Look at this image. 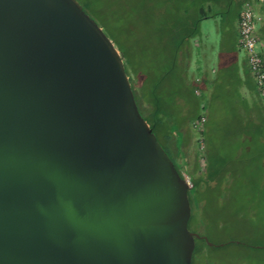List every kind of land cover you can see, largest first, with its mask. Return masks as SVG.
<instances>
[{"label": "water", "instance_id": "water-1", "mask_svg": "<svg viewBox=\"0 0 264 264\" xmlns=\"http://www.w3.org/2000/svg\"><path fill=\"white\" fill-rule=\"evenodd\" d=\"M190 187L79 0H0V264H192Z\"/></svg>", "mask_w": 264, "mask_h": 264}, {"label": "rangeland", "instance_id": "rangeland-1", "mask_svg": "<svg viewBox=\"0 0 264 264\" xmlns=\"http://www.w3.org/2000/svg\"><path fill=\"white\" fill-rule=\"evenodd\" d=\"M79 1L109 36L112 31L128 30L122 42L126 49L130 48L137 72L136 87L140 85L138 78L151 83L165 65L176 66L173 42L177 44L182 38L184 42L192 15L197 13L187 14L188 22L183 25L187 4L181 0ZM203 27L213 29L211 19L204 21ZM204 108L209 114L205 136L209 139L210 153L204 163L206 182L201 200L191 204L189 227L214 244L196 237L192 264H264L263 167L258 158L253 160L251 152H239L242 124L224 117L215 104L212 110L207 103Z\"/></svg>", "mask_w": 264, "mask_h": 264}, {"label": "crops", "instance_id": "crops-1", "mask_svg": "<svg viewBox=\"0 0 264 264\" xmlns=\"http://www.w3.org/2000/svg\"><path fill=\"white\" fill-rule=\"evenodd\" d=\"M181 2L187 4L185 20L181 24L188 22L187 14L197 13L192 15L191 27L185 34L184 42L183 38L177 44L173 42L176 66L165 65L151 83L143 78L139 82L141 101L150 117L154 111L156 130L164 141L162 144L179 164L193 163L196 177L201 175L195 166L199 158L205 176L206 168L201 163L195 123L203 114L207 115L208 122L209 114L204 111V106L210 104L212 110L215 104L224 117L242 124L239 152H251V156L255 157L253 160L258 158L264 171V128L260 119V115L264 116V103L248 57L239 45V16L233 17L227 12L228 7L237 4L238 0ZM257 13L260 22L263 14L258 9ZM210 19L214 25L211 30L203 27V22ZM260 43L263 49L264 44ZM208 147L206 135L207 158L210 153Z\"/></svg>", "mask_w": 264, "mask_h": 264}, {"label": "built area", "instance_id": "built-area-1", "mask_svg": "<svg viewBox=\"0 0 264 264\" xmlns=\"http://www.w3.org/2000/svg\"><path fill=\"white\" fill-rule=\"evenodd\" d=\"M259 15L256 7L250 1H246L240 11L238 29H239V45L248 57V63L253 73L259 95L264 103V53L257 35ZM206 124L207 115L203 114L195 123L198 133L199 153L202 163L206 159ZM183 177L187 181L190 188H193L194 181L191 173L183 170Z\"/></svg>", "mask_w": 264, "mask_h": 264}, {"label": "trees", "instance_id": "trees-1", "mask_svg": "<svg viewBox=\"0 0 264 264\" xmlns=\"http://www.w3.org/2000/svg\"><path fill=\"white\" fill-rule=\"evenodd\" d=\"M246 1H250L251 3H253L254 6L263 14L262 15V19L260 20V22H258V24H260V26L257 29V35L259 37L260 42H262L264 44V1H262V0H238L237 4H234V5L230 6V7H228L227 12L229 14H233V17L234 16L235 17L239 16L241 6ZM202 12H204V11L202 10ZM200 18H202V17H200ZM125 33L126 34L129 33L128 30L125 31V29H124L120 33H114L112 31V35H110V36L115 41L116 45L119 47V49L121 51V54H122V56L124 58L126 69H127V72H128V74L130 76V79L132 81L133 88H134L135 95H136V99L138 101V105L140 107V110H141L143 116L150 123L153 131L155 133H157L156 122L154 120V111H153V114L151 115L153 117L152 118V117H150L148 115V112L146 111V109L144 107V103H142V101H141L139 86L136 87V82H135V79H134V73L137 74V72L135 71V68L133 66V62H132L131 55H130V48L126 49L125 46H123V42H122L123 38L125 37L124 36ZM168 44H170V42H168ZM263 53H264V50H263ZM138 80L140 81L139 78H138ZM139 81H138V84H139ZM260 119H261V123H262L261 127L264 128V116L260 115ZM259 132L262 133L263 131H261V129H259ZM165 149L168 151V149L166 147H165ZM168 153H169V151H168ZM173 161H174L178 171L180 172V174L182 176H183V170L184 169H187L192 175V178H193V181H194V186H193V188H190V190H189V197H190L191 204H193L195 202L196 203L200 202L201 197H202L201 193H202V190H203V187H204V183L206 182V179L204 177V173H202V171H201L202 169H201V165H200V162H199V158H198V161L195 163V166L198 168V171L201 172V175L197 176V177H196V172L193 171V167H194L193 163L186 162V163L181 165L178 162H176L174 159H173ZM190 220H191V218H190ZM189 224H190V221H189ZM199 233H201V232H199ZM201 234H203V233H201Z\"/></svg>", "mask_w": 264, "mask_h": 264}, {"label": "flooded vegetation", "instance_id": "flooded-vegetation-1", "mask_svg": "<svg viewBox=\"0 0 264 264\" xmlns=\"http://www.w3.org/2000/svg\"><path fill=\"white\" fill-rule=\"evenodd\" d=\"M192 206V205H191Z\"/></svg>", "mask_w": 264, "mask_h": 264}]
</instances>
